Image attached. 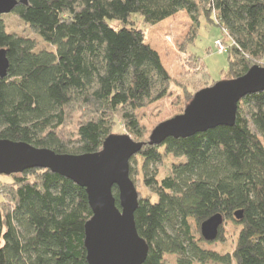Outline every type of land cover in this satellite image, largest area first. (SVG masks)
I'll return each instance as SVG.
<instances>
[{
    "label": "trees",
    "instance_id": "trees-1",
    "mask_svg": "<svg viewBox=\"0 0 264 264\" xmlns=\"http://www.w3.org/2000/svg\"><path fill=\"white\" fill-rule=\"evenodd\" d=\"M181 11L228 30L233 77L264 61V0H28L11 14L47 47L13 31L0 16V49L10 61L0 77V139L26 141L57 153L97 152L116 118L146 144L131 159L155 199L139 192L135 221L149 245L144 264H264V90L239 102L236 124L150 145L137 105L166 90L172 78L144 40L135 17L157 26ZM216 12L219 24L212 17ZM112 20L120 22L113 26ZM59 54H64L63 58ZM66 79L64 98L51 88ZM191 101V94H188ZM188 102V103H189ZM82 112L74 120L75 112ZM171 160V161H170ZM168 172L160 177V169ZM10 177V176H8ZM0 175V264H88L85 224L92 217L85 188L49 169ZM118 201V190L114 187ZM243 210V218L235 212ZM222 213L240 227L232 252L208 248L193 223ZM223 225L219 236L222 238Z\"/></svg>",
    "mask_w": 264,
    "mask_h": 264
},
{
    "label": "water",
    "instance_id": "water-1",
    "mask_svg": "<svg viewBox=\"0 0 264 264\" xmlns=\"http://www.w3.org/2000/svg\"><path fill=\"white\" fill-rule=\"evenodd\" d=\"M28 0H0V16L11 13ZM10 61L0 49V77L8 74ZM264 90V66L253 65L245 74L195 93L183 114L159 123L150 133V145L167 138H187L221 126L236 124L239 102L248 94ZM146 144L129 134H111L97 152L57 153L26 141L0 139V175H15L33 168L49 169L85 188L92 217L85 224L88 264H144L149 245L139 234L135 212L139 191L130 176L132 157ZM118 190V201L114 193ZM243 218V210L235 212ZM224 215L217 213L201 223L202 237L209 242L219 236Z\"/></svg>",
    "mask_w": 264,
    "mask_h": 264
},
{
    "label": "rangeland",
    "instance_id": "rangeland-1",
    "mask_svg": "<svg viewBox=\"0 0 264 264\" xmlns=\"http://www.w3.org/2000/svg\"><path fill=\"white\" fill-rule=\"evenodd\" d=\"M1 17H3L8 31L32 38L39 48L47 47L36 30L25 24L24 21L22 22L16 15L8 13ZM212 17L218 24L220 23L215 11L212 12ZM135 20L144 34V40L141 44L143 47H146L147 44L157 52L166 72L168 71L167 73L172 78V82L166 90L148 103L137 105L136 111L140 123L146 129V135L149 138L150 133L159 123L185 112L189 102L188 94H191V98H193L196 92L214 85L217 81L235 78L230 72L227 54L233 38L227 29L210 23L202 17L195 40L190 43L185 42L192 25V21L185 11H181L167 21L153 27L145 25L138 15H136ZM111 23L115 27L120 26V22L117 20H112ZM64 56V54H59L60 58ZM260 65L264 66V61ZM67 86L66 79L55 84L51 88L52 95L64 98V91ZM81 115V111L75 112L73 114L74 120L80 118ZM113 133H128L125 124L119 117L116 118ZM160 171V177L167 174V165L162 167ZM2 179L11 180L12 177L3 175ZM134 182L139 192L155 199V193L144 184L141 172L135 175ZM193 227L196 236H201V228L198 229L195 223H193ZM239 230L240 227L233 221L225 220L222 238L219 239L220 241H212L216 243L208 245V248L222 254L232 252ZM177 259V255H166L165 264H178ZM194 264L200 263L195 262ZM207 264L224 263L211 261Z\"/></svg>",
    "mask_w": 264,
    "mask_h": 264
},
{
    "label": "built area",
    "instance_id": "built-area-1",
    "mask_svg": "<svg viewBox=\"0 0 264 264\" xmlns=\"http://www.w3.org/2000/svg\"><path fill=\"white\" fill-rule=\"evenodd\" d=\"M219 41V40H218ZM221 52V51H220Z\"/></svg>",
    "mask_w": 264,
    "mask_h": 264
}]
</instances>
